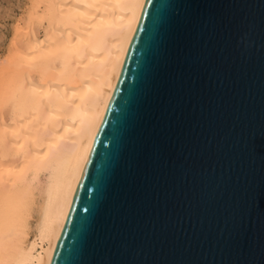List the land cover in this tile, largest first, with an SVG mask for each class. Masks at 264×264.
I'll return each instance as SVG.
<instances>
[{"label": "water", "instance_id": "obj_1", "mask_svg": "<svg viewBox=\"0 0 264 264\" xmlns=\"http://www.w3.org/2000/svg\"><path fill=\"white\" fill-rule=\"evenodd\" d=\"M50 264H264V0H145Z\"/></svg>", "mask_w": 264, "mask_h": 264}, {"label": "bare ground", "instance_id": "obj_2", "mask_svg": "<svg viewBox=\"0 0 264 264\" xmlns=\"http://www.w3.org/2000/svg\"><path fill=\"white\" fill-rule=\"evenodd\" d=\"M29 2L0 58V264L51 263L145 0Z\"/></svg>", "mask_w": 264, "mask_h": 264}, {"label": "rangeland", "instance_id": "obj_3", "mask_svg": "<svg viewBox=\"0 0 264 264\" xmlns=\"http://www.w3.org/2000/svg\"><path fill=\"white\" fill-rule=\"evenodd\" d=\"M29 1L0 0V58L11 51L12 39L18 37L15 29L16 24L14 25V23H17L22 17L23 12L30 3ZM32 234L33 230H31L30 236Z\"/></svg>", "mask_w": 264, "mask_h": 264}]
</instances>
